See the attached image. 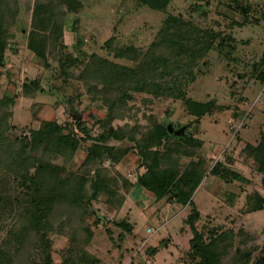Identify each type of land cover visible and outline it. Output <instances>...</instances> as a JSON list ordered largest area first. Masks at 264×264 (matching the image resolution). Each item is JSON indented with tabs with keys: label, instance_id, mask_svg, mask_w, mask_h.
Listing matches in <instances>:
<instances>
[{
	"label": "rangeland",
	"instance_id": "1",
	"mask_svg": "<svg viewBox=\"0 0 264 264\" xmlns=\"http://www.w3.org/2000/svg\"><path fill=\"white\" fill-rule=\"evenodd\" d=\"M145 1L7 0L0 8L7 48L0 100H15L0 106V140L7 127L10 142L1 150L0 141V250L14 264H90V256L95 264H201L191 248L194 210L216 264H256L264 256V209H257L264 207V172L255 158L264 139V0H156L168 2L162 10ZM39 4L51 18L36 16ZM161 39L156 55L172 77L142 76L185 97L138 92L121 86L122 78L105 83L88 71L96 57L132 67L117 50L145 54ZM31 82L39 88L25 93ZM189 102L209 113L198 118ZM48 122L78 142L75 152L55 155L48 139L32 145V131ZM171 123L186 127L184 136L154 144L152 132ZM42 162L55 168L41 175ZM189 169L202 177L186 176ZM149 172L181 179L179 190L158 198L140 185ZM68 174L87 179L83 208L73 203L74 184L61 188L51 229L36 231L24 213L28 188ZM179 192H192L194 205L178 203ZM84 218L90 235L80 231ZM83 234L88 255L74 256L71 235Z\"/></svg>",
	"mask_w": 264,
	"mask_h": 264
},
{
	"label": "trees",
	"instance_id": "2",
	"mask_svg": "<svg viewBox=\"0 0 264 264\" xmlns=\"http://www.w3.org/2000/svg\"><path fill=\"white\" fill-rule=\"evenodd\" d=\"M7 0H0V8H4V4H6ZM146 4H148L151 8L156 10H162L165 9L168 5V2L161 3L156 0H146ZM36 16L39 17L41 14H47L50 16L53 15L52 12L44 11V5L39 4L37 7ZM47 18V17H46ZM49 19V18H48ZM42 20L45 22L46 26H50L53 24L54 21L51 20H45V18H42ZM45 27V26H44ZM59 29V37H63V26L58 25ZM1 31H2V25H0V66L4 65L5 61V55H6V44L2 41L1 38ZM33 44V42H31ZM156 42L153 44L152 48L145 54H140L135 48L130 47L125 50L116 51V57L118 58H126L129 61H132L135 63L134 66H120L116 65L111 61L96 57L93 60V65H91L90 68H88L90 73L96 74L97 76L100 75L103 80L102 82L107 83L108 80L119 78L122 80L121 86L124 88H131L138 92H151L152 94L156 96H164V95H170L174 97H185V93L182 91H178L177 88L169 86L166 82H163L162 84H155L153 82H149V80L142 76L143 73L145 75H153L155 79H158L159 81H164L166 77L171 78V72L168 70V63L165 62L163 59V56L157 57V51L160 49L161 44L164 46L166 44V41L161 39L160 43ZM33 46V45H32ZM35 48V46H34ZM33 48V49H34ZM35 51V49H34ZM116 69V70H115ZM114 71H116L114 73ZM264 81V80H263ZM31 85L36 86L38 89V85L35 82H31V84H25L24 90L25 93H29L30 90L33 88ZM42 91V90H41ZM190 105H194L196 110L192 112V114L196 115L198 118L203 117L207 113H209V108L207 105L201 104V103H194L189 102ZM15 104L14 99L10 98H4L0 100V106H12ZM7 131V127L3 128L2 130V136H1V150L3 148H7L10 145L9 143H6L5 140V132ZM170 133L168 132L167 128L165 126H158L153 132H152V139L156 141L154 144H160L164 139L167 137H170ZM49 140L50 146H55L57 153H63V151L66 150L67 147H70L73 152L77 150L79 147L78 142L72 140L68 136H65L63 134L62 128L55 124V123H46L42 127H40L38 130H33L31 133V143L34 147H39L43 143H45L46 140ZM104 148V147H103ZM63 150V151H62ZM94 150V148H93ZM109 151V154H113V149H106ZM258 155L255 157L256 161L259 163L260 171L264 172V139L257 150ZM17 154V153H16ZM23 154V153H21ZM25 154V153H24ZM95 156H100V153L96 152L93 154L92 158H95ZM16 159V158H15ZM118 160L119 158H115ZM26 164V162H25ZM31 164L27 163L26 168L30 167ZM34 166V165H33ZM37 170H39V174L42 172L45 173V171L53 170L55 166H52L51 164H47L45 162H42L39 166H37ZM151 172V170H150ZM149 176H142L139 179L140 185L145 188L146 190L152 191L156 194L158 198H163L171 191L174 192L176 190H179L181 179H177L173 183V179L175 180V177H159L155 175L154 173H150ZM42 175V174H41ZM186 176H194V177H202V173L200 171H197L195 169H189L185 173ZM59 176V175H58ZM236 180L245 181L243 177L240 175L234 176ZM35 181V182H34ZM53 183L52 186L46 184L38 183L39 185L37 187H29L27 197H30V200L26 201L28 204L25 206V216L29 219V223L31 226H33L36 231L39 229H51V226L49 225L48 217L50 216L51 212L53 211V202L56 198H58L59 191L61 188L63 189H70L69 186L74 184V188L72 190V194L74 197L73 203L75 206H81L83 208V196H86L84 194L82 196V191L85 188L87 179L81 176H77L75 174H68L64 178H55L52 179ZM200 181V180H199ZM32 182L36 183V180H32ZM39 182V181H38ZM200 182L197 183V185ZM61 184V185H60ZM35 185V184H34ZM196 185V186H197ZM63 186V187H62ZM97 184H94L95 193L90 197V199H95L97 196L98 188L96 187ZM195 189V188H194ZM193 189V190H194ZM60 197V196H59ZM178 203L188 205L193 204L192 198V192H184V193H178L173 196ZM89 199V200H90ZM262 205H264V199L262 198ZM257 209H264V207L259 206ZM86 210V209H85ZM87 211V210H86ZM78 217V215H77ZM88 218V217H87ZM87 218H84L82 220V224L80 227V231L85 234H92L91 228L88 226ZM199 218V212L197 210H194L193 214L190 216L188 223L191 226L192 232L194 234L193 239L191 240V248L192 253L195 254L196 257L201 258V264H216L215 256L212 253V250L210 247L203 246L201 243V234L198 232V230L195 227V221H197ZM127 231H131V227L129 225H126ZM83 230V231H82ZM71 251L72 255L74 256H84L86 257L88 253L86 252V249H84L86 246V242L88 241V237H86L84 234L79 236H72L71 235ZM159 248H154L153 252L157 253ZM90 256V255H89ZM91 260L90 264L96 263V258L93 256L89 257ZM87 260V259H86ZM88 261V260H87ZM70 260L68 259L66 261V264H69ZM0 264H14L12 257L10 256L9 252L5 250H0ZM72 264V263H71ZM256 264H264V256L261 257Z\"/></svg>",
	"mask_w": 264,
	"mask_h": 264
},
{
	"label": "water",
	"instance_id": "3",
	"mask_svg": "<svg viewBox=\"0 0 264 264\" xmlns=\"http://www.w3.org/2000/svg\"><path fill=\"white\" fill-rule=\"evenodd\" d=\"M186 127H182L180 129H175L174 125L171 123L167 126V130L170 134L176 136V137H182L186 133Z\"/></svg>",
	"mask_w": 264,
	"mask_h": 264
}]
</instances>
